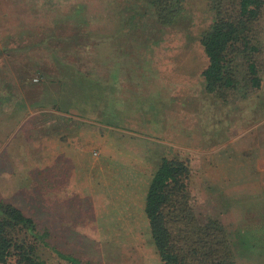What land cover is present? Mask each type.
I'll use <instances>...</instances> for the list:
<instances>
[{
    "label": "rangeland",
    "instance_id": "374dc122",
    "mask_svg": "<svg viewBox=\"0 0 264 264\" xmlns=\"http://www.w3.org/2000/svg\"><path fill=\"white\" fill-rule=\"evenodd\" d=\"M214 19L207 0H186L170 25L159 23L145 0H0V203L35 219L55 247L38 246L45 264H77L59 252L79 264H163L146 211L145 220L137 203L136 211H124L122 201L132 198L119 193L121 185H111L119 203L112 209L109 185L104 197L95 178L102 165L124 181L132 171L154 172L163 158L187 163L196 219L222 225L236 264H264L261 195L230 196L223 180L205 175L219 158L207 142L231 140L244 123L264 118V76L261 88L249 94L241 87L227 100L206 91L201 38ZM39 107L45 110L33 115ZM65 123L76 131L89 126L94 161L84 231L60 226L73 195L64 171L49 163L45 139ZM108 154L114 161L99 163ZM6 169L22 185L2 193Z\"/></svg>",
    "mask_w": 264,
    "mask_h": 264
},
{
    "label": "trees",
    "instance_id": "16d2710c",
    "mask_svg": "<svg viewBox=\"0 0 264 264\" xmlns=\"http://www.w3.org/2000/svg\"><path fill=\"white\" fill-rule=\"evenodd\" d=\"M162 25L179 17L186 0H145ZM214 21L202 33L208 65L201 72L205 89L227 100L241 87L249 94L264 76V0H207ZM245 93L244 96L248 95ZM190 168L163 158L146 194L145 211L163 264H236L230 240L214 220L196 219L189 188ZM0 264H45L38 246H54L20 208L0 203ZM72 262V256L59 252Z\"/></svg>",
    "mask_w": 264,
    "mask_h": 264
},
{
    "label": "crops",
    "instance_id": "0c3cea01",
    "mask_svg": "<svg viewBox=\"0 0 264 264\" xmlns=\"http://www.w3.org/2000/svg\"><path fill=\"white\" fill-rule=\"evenodd\" d=\"M44 110L45 109L39 107L38 110L32 114H38L40 116L41 112ZM247 114H250V112L248 111ZM243 126L244 128L242 127L240 132L236 131L239 134L234 135L231 140L225 137L218 143H211V141H209L204 145L208 153L217 155L219 158L217 159V167L215 169L204 168L207 173L203 170L202 172H204L205 175L208 174L210 177L216 176L223 180L225 193L230 196L241 194L251 197L252 195L254 200V198H256L255 196L261 195L262 200H264V130L259 132V129L264 127V118L251 125H249V123H244ZM77 129V126L71 123H65L56 135H52L53 137L48 136L45 140L51 145L48 147L49 163L58 165L55 168L57 174L60 175L61 172L64 171L65 179L63 185L67 188L69 194L73 195L72 199L68 200L67 203L65 202L64 213L66 214V218L60 226L65 227L71 223L75 226L76 231L78 228L80 231H84L83 228L85 226L88 228L89 226L84 223V218L88 211L87 205L90 203V200L88 201L86 198L89 184L88 170L93 167V165L90 166L89 164L94 161V157L91 153L92 149L90 148L91 146L88 138L89 126L86 125L76 131ZM97 142L100 144L99 141ZM223 151H225V154L222 157ZM100 158L102 160L99 163L103 164L105 161L113 162L115 157L113 155L111 158L108 154L105 158L103 155H101ZM100 169L101 176L95 177L97 179L95 180L99 189H102L99 191L103 192L104 197H106L104 191L106 184L109 185V192H107V195H110L112 200L114 199V190L111 185L115 187H120L121 185V189L124 192L119 193H122L124 197L128 195L132 198V201H122V203H125L124 211H136L135 203H137L138 209L145 220L146 194L152 180L151 176H153L158 167L154 172L150 173L129 172V177H127L128 174H126V176H124V181H120L121 177L117 176L114 170L107 171L102 165ZM214 172L216 173L214 174ZM210 177H208V179ZM9 178L10 173L8 169H6L1 179L2 193L3 191L8 193L9 186L19 188L22 185L14 183L13 179L10 181ZM9 182H11V185ZM58 185L57 183H52V188ZM57 191L55 193H57ZM59 191L62 192L61 190ZM94 194L98 195L99 193L95 192ZM138 195L140 196V203L138 201ZM119 198L120 196L118 194V202ZM249 200L252 201V198ZM95 203L97 204V202ZM117 204L119 203L113 200L111 204L112 209H114ZM121 209H123V206ZM99 210L100 209L97 211ZM71 214H74L75 217ZM111 222L110 220L108 222L110 228L112 227ZM95 226L97 227L96 232L101 234L99 230L101 226L100 223L96 222ZM136 226L137 223L134 222H132V224L129 222L128 224L130 229ZM88 234H90V231H88Z\"/></svg>",
    "mask_w": 264,
    "mask_h": 264
}]
</instances>
